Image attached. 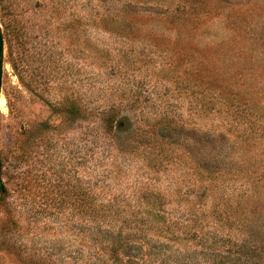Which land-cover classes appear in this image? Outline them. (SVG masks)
<instances>
[{
    "label": "rangeland",
    "instance_id": "rangeland-1",
    "mask_svg": "<svg viewBox=\"0 0 264 264\" xmlns=\"http://www.w3.org/2000/svg\"><path fill=\"white\" fill-rule=\"evenodd\" d=\"M0 264H264V0H0Z\"/></svg>",
    "mask_w": 264,
    "mask_h": 264
},
{
    "label": "water",
    "instance_id": "water-1",
    "mask_svg": "<svg viewBox=\"0 0 264 264\" xmlns=\"http://www.w3.org/2000/svg\"><path fill=\"white\" fill-rule=\"evenodd\" d=\"M3 58H4V40L0 25V98H1V89H2Z\"/></svg>",
    "mask_w": 264,
    "mask_h": 264
},
{
    "label": "bare ground",
    "instance_id": "bare-ground-1",
    "mask_svg": "<svg viewBox=\"0 0 264 264\" xmlns=\"http://www.w3.org/2000/svg\"><path fill=\"white\" fill-rule=\"evenodd\" d=\"M0 104L2 105V101H0Z\"/></svg>",
    "mask_w": 264,
    "mask_h": 264
}]
</instances>
